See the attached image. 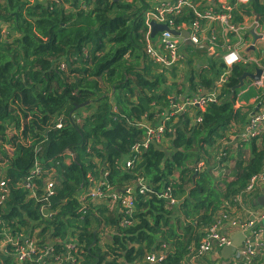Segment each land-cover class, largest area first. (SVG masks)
<instances>
[{
	"label": "trees",
	"instance_id": "16d2710c",
	"mask_svg": "<svg viewBox=\"0 0 264 264\" xmlns=\"http://www.w3.org/2000/svg\"><path fill=\"white\" fill-rule=\"evenodd\" d=\"M209 8L234 26L253 12L264 23L261 0H191L166 22L198 21L220 48L234 33L210 22ZM155 9L153 0H0V264H201L212 226L262 173L264 141L237 128L252 108L231 97L255 67H228L190 43L164 64L150 52ZM226 70L217 102L177 112ZM30 241L36 250L20 262ZM153 254L164 258L147 261Z\"/></svg>",
	"mask_w": 264,
	"mask_h": 264
},
{
	"label": "built area",
	"instance_id": "2783aa9c",
	"mask_svg": "<svg viewBox=\"0 0 264 264\" xmlns=\"http://www.w3.org/2000/svg\"><path fill=\"white\" fill-rule=\"evenodd\" d=\"M240 2L246 1V0H238ZM191 0H178L177 3H171L170 1L161 2L159 6L155 9L154 12H149L147 14L148 22H151L152 20L160 23H167L171 28H174L178 31H183L185 29L189 30V37L188 42L192 44L193 46L197 47L200 45L203 41V34L205 32L204 29L201 28V25L198 21L191 24L190 27L186 26H179L175 28L171 23L166 22V16L168 14L173 13L175 10H179L184 3H189ZM226 6H224L225 9ZM226 10H230L229 7H226ZM205 16L210 20V22H215L222 24L227 28L228 31L237 33L240 28L238 26L231 25L229 23L230 14L224 13V12H216L212 8H209L205 11ZM215 32L211 31L210 34H208V41L211 43H214L215 39ZM157 39V40H156ZM152 41L155 46L152 45L150 52L157 57L159 60H163L164 64L171 65L179 59L180 54V40L177 36H173L169 32H161L159 33L158 37H156ZM231 44L227 45V48L230 49ZM163 48L166 53L159 52V49ZM236 60H239L238 56L235 54V62ZM233 64V63H232ZM232 64H227L228 67H230ZM207 67V66H205ZM222 76L217 80L216 82V89L212 90L210 93L199 95L193 99H187L183 104L177 105V112H182L186 109L188 106H202L206 102H217L219 99L218 88L221 87L225 80L227 79L229 75V70H226L221 74ZM261 106V104L259 103ZM175 114V112L173 113ZM201 117L197 118V121L200 120ZM163 132L162 128L158 131H154L152 129H149V137L145 140L144 146L147 147L148 143H150L153 139V137H156L159 139V135ZM240 138L243 140H262L264 138V109L260 112H254L252 113L244 127L243 132L240 134ZM131 162L127 161V166H131ZM259 181H264V172L260 173L259 175H255L251 178L249 185L246 187L244 191L241 193L249 194L254 189L256 184ZM52 186L53 184L50 183L48 185V191L52 193ZM140 186H141V192L146 191L147 187L142 184V181L140 180ZM5 183L0 182V190H4ZM98 197L100 194H96ZM241 194L238 196L237 202L241 199ZM173 202L175 200H172ZM123 203L126 207H133L134 206V200L131 196L124 198ZM246 229H252L254 228V222L247 223L245 225ZM252 234H254V242L257 240L258 233L256 230H253ZM231 243V239L229 235L224 234L220 229L218 230L217 226H212L210 231L207 234V237L205 241L201 244L200 252L205 253L209 251H213L215 247L221 248L225 245H228ZM253 245V244H252ZM250 244V241L245 242V245L238 249V251L235 253V258L231 261L230 264H254V259L257 257V255L261 254L264 250V240L257 241L256 245L252 246ZM74 247L73 244H69L68 248L72 249ZM36 250V244L33 241H30L25 248H18L17 256L18 260L20 262H25L31 259L32 254ZM164 257L156 256V255H150L147 257V261L149 262H159ZM41 264L43 263V259L39 260Z\"/></svg>",
	"mask_w": 264,
	"mask_h": 264
},
{
	"label": "crops",
	"instance_id": "0c3cea01",
	"mask_svg": "<svg viewBox=\"0 0 264 264\" xmlns=\"http://www.w3.org/2000/svg\"><path fill=\"white\" fill-rule=\"evenodd\" d=\"M170 1V0H153L155 4V8L159 6L161 2ZM208 4H211L215 7L225 5L228 0H204ZM264 2V0H261ZM171 2V1H170ZM173 3V1L171 2ZM261 15L253 12V14L249 16H245L242 20V24L240 30L235 34H233L229 38V42L225 46L220 48L217 47L214 43L208 41V30L205 29L203 34V43L209 44L211 48L214 49V54L218 56V58H222L227 60L228 62H232L235 60V54L238 56L239 60L245 63H251L253 70L248 72L254 73L257 68L263 69V75L259 81H255L253 79L247 78L245 80L244 86L237 89L236 97L237 103L240 106L251 107L247 119L254 112H260L264 109V102L261 106L259 105V96L264 93V23L261 22ZM181 43L186 44V39L177 36ZM231 44L230 49L227 48V45ZM198 49V48H197ZM206 49L209 56L210 54L209 48H199ZM227 64V63H226ZM208 66L206 62L200 60L198 66L200 67ZM184 64L180 65V68H184ZM220 75L218 79L221 77ZM217 79V80H218ZM206 93V92H204ZM246 119V122H247ZM246 122L243 125L238 126L239 135L243 132ZM239 136H234L231 138L230 143L235 148V143ZM261 141V142H260ZM264 141L258 140L259 144ZM228 143V141H225ZM264 172V168L262 169ZM241 199L237 203V207L232 210L231 217L221 218L219 219L214 226H217L218 230L220 229L224 234L229 235L231 241L234 236L238 233H241L245 240L241 245V248L245 245V242L250 241V244L256 245L257 241L264 240V181H259L255 189L249 193H241ZM254 222V228L246 229L245 225L250 222ZM253 230H256L258 233L257 240L254 242V234H252ZM252 245V246H253ZM254 245V246H255ZM224 247V246H223ZM223 247L218 248L215 247L211 253H209L201 264H230L231 261L235 258V254L231 255L229 258H224L222 256ZM235 255V256H234ZM255 264H264V250L261 254L257 255L255 258ZM258 259L261 261L259 262ZM188 264H200L190 259Z\"/></svg>",
	"mask_w": 264,
	"mask_h": 264
},
{
	"label": "water",
	"instance_id": "95a60500",
	"mask_svg": "<svg viewBox=\"0 0 264 264\" xmlns=\"http://www.w3.org/2000/svg\"><path fill=\"white\" fill-rule=\"evenodd\" d=\"M150 37L153 38V40L159 35L161 32H169L173 36H181L186 39V44H188V37H189V30L185 29L183 31H178L174 28H171L167 23H157L156 21L152 20L150 22ZM197 48H209L210 54L212 55L214 53V49L209 46L207 43H203L197 46ZM263 75V69L257 68L254 73L251 72H244L243 75H241L238 79V84L233 86L231 88L232 95L231 97L234 98L236 95L237 89L244 86L245 80L247 78L253 79L255 81H259ZM182 201L178 202L180 204ZM245 237L238 233L236 236L233 237L230 244L225 245L222 250V256L224 258H229L231 255L235 254L238 249L241 247L242 243L244 242Z\"/></svg>",
	"mask_w": 264,
	"mask_h": 264
},
{
	"label": "rangeland",
	"instance_id": "374dc122",
	"mask_svg": "<svg viewBox=\"0 0 264 264\" xmlns=\"http://www.w3.org/2000/svg\"><path fill=\"white\" fill-rule=\"evenodd\" d=\"M178 2V0H175V1H173V3H177ZM157 23H160V22H157ZM157 40V39H156ZM185 44V43H184ZM161 62H163V60H160ZM236 61H238V60H236ZM235 61V62H236ZM225 63H227V64H232V63H234L233 61L232 62H228L227 60H225Z\"/></svg>",
	"mask_w": 264,
	"mask_h": 264
},
{
	"label": "clouds",
	"instance_id": "9594fccd",
	"mask_svg": "<svg viewBox=\"0 0 264 264\" xmlns=\"http://www.w3.org/2000/svg\"><path fill=\"white\" fill-rule=\"evenodd\" d=\"M148 25H149V27H150V22H148ZM151 28V27H150ZM149 33H150V31H149Z\"/></svg>",
	"mask_w": 264,
	"mask_h": 264
}]
</instances>
